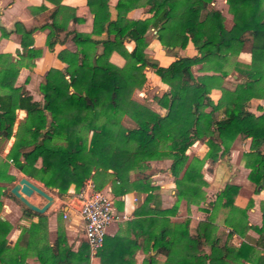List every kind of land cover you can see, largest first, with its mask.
<instances>
[{"label":"trees","instance_id":"trees-1","mask_svg":"<svg viewBox=\"0 0 264 264\" xmlns=\"http://www.w3.org/2000/svg\"><path fill=\"white\" fill-rule=\"evenodd\" d=\"M213 1L117 0L112 14L109 3L87 0L90 10L98 14L92 31H71L77 48L66 50L61 55L64 67H50L40 81L42 101L33 99L24 85H15L21 57L31 59L41 53L30 47L34 28L16 21L15 30L21 34L20 58L12 61L10 54L0 55V59L8 57L0 67V138L15 136L7 157L17 169L56 188L59 194L72 183L79 191L88 177L101 172L120 183V192L130 185L147 191V208L143 204L135 210L144 214L138 229L142 241L125 239L109 264H124L117 259L126 261L125 251L131 244L143 247L152 260L164 254L162 264H229L234 258L244 262L254 260V256L258 262L264 261V251L246 241L230 243L217 233L214 223V212L223 206L227 208L224 224L230 228L228 235L244 234L253 227L259 231L255 244L264 247V201L262 224L253 226L247 220V207L234 202L239 186L227 182L214 200H206L202 175L205 159L215 162L241 135L251 138L250 149L243 153L250 168L248 178L264 187V111L255 114L248 108L251 98L264 96V0H227L233 15L230 26ZM139 6L150 15L129 17L128 11ZM61 7L53 10V17ZM48 26L46 44L52 49L65 37L60 38L63 27L55 19ZM150 27L163 48L175 56L167 65L159 64L145 51ZM190 40L196 54L180 55L174 50L184 48ZM125 41H132L133 47L129 49ZM247 46L252 55L250 65L234 59ZM114 51L123 57L122 63L110 59ZM198 63L202 71L213 72L195 74L192 66ZM148 67L167 84L161 94H154L165 108L163 113L132 96L134 89L145 83ZM229 68H234L240 78L232 87L222 84ZM213 87L221 89L217 101L210 96ZM17 108L25 109L27 115L14 132ZM47 113L50 118L43 128L38 122L44 121ZM125 117L133 125H125ZM197 140L204 142L206 150L202 156H190L187 149ZM164 157L170 159L168 168L175 181V201L169 207L149 204L156 186L146 172L140 171L129 182V174L145 161ZM39 158L41 163L37 164ZM0 179L8 182L0 186V195L7 194L20 203L9 192L16 177L1 164ZM182 199L187 204L203 201L200 208L208 213L197 222L195 232H190L188 217L176 221L169 217L177 212ZM23 212L38 220L21 227L14 245L6 237L12 224L0 216V264H27L30 248L42 264H90L85 239L72 249L60 228L50 243L46 233L40 231L46 214L25 206ZM104 244L97 253L101 261Z\"/></svg>","mask_w":264,"mask_h":264},{"label":"crops","instance_id":"crops-1","mask_svg":"<svg viewBox=\"0 0 264 264\" xmlns=\"http://www.w3.org/2000/svg\"><path fill=\"white\" fill-rule=\"evenodd\" d=\"M100 1L109 3L112 14H114V5L117 0ZM224 2L226 6L225 8H216H219L222 11L225 19L228 16L232 23L233 15L228 10L227 0H224ZM213 3H215V0L212 4ZM60 5H63V7H61V10L55 15L53 14V17V10ZM127 14L132 18L146 17L150 15L149 12L146 11V8L142 6L132 8ZM97 16L98 14H95L90 10L87 0H0V55L8 53L11 55L9 58L12 61H16L20 58L19 53L22 52L21 34L15 30L16 21L22 22V24L27 28H34L32 31L33 43L30 47L32 46L41 50L40 55L32 57L31 59H29L28 56L21 57V65L19 66L15 85H24V87L32 95L33 99L42 101L43 97L39 92L40 81L50 67H64L65 63L62 61L61 55L66 50H75L77 48L76 43L72 39L73 33L71 31L78 30L91 32L94 20ZM53 19H55V21L63 27L60 32V38L65 37V40L57 42L54 47L50 49L46 44V37L49 31L48 25L53 21ZM146 34L149 43L146 46L145 51L148 55L156 59L161 65L169 64L175 56L163 48L156 37L155 30L152 27L147 30ZM125 44L129 49L133 47L132 41H125ZM174 50L180 55H194L197 53V50L191 40L188 41L184 48L176 47ZM117 57H119V59H117ZM7 58L8 57L0 59L1 68L7 63ZM110 59L116 63H122L124 60L123 57L115 51L112 52ZM234 59L242 62L244 65H250L252 55L248 46L235 55ZM30 62L33 64H29ZM201 66V63L193 65V72L194 69L196 70V74L213 72L212 70L202 71L200 69ZM145 72L147 80L145 84L138 89L139 92L144 94V90L150 89L151 91L156 88L155 91H158L157 93H162L167 88V84L160 79L152 68H146ZM239 80L240 78L237 75V71L229 68L228 74L224 77L222 84L227 87H232ZM220 95L221 89L219 87L211 88L210 96L214 101H217ZM151 100L152 103L147 105L157 111H160L161 113L165 112V108L161 107L156 100L153 98ZM248 108L255 114L262 113L264 111V96L251 98ZM209 109L210 107L206 108V110ZM17 113L22 117L21 121L27 115V111L25 109L17 108L15 122L17 121ZM21 121H19L18 124ZM16 129L13 131L15 132ZM14 139L15 136L13 135L7 140L0 138V164L4 167L6 166V172L8 174H12L16 177V180L13 183H15L21 176H26L54 196V202L45 212H43L46 214V222L42 225V227H40V231L42 233L45 232L47 240L52 243L58 230L62 227L61 229L67 236L68 244L71 245L72 249H77L80 245L81 239L84 238L83 220L76 206H73L71 203L74 201V198H78L75 195L77 192L75 190V185L73 183L70 184L66 192L59 194L56 188L47 187L43 182L30 177L17 169L12 160L7 157V153L9 152ZM250 143V137H242L240 135L236 136L228 153L224 155V158H220L216 162H212L210 159H205L202 167V173L206 181V189H216L214 190V197H206V200H214L216 192L227 182L235 183L239 186V191L235 196L234 202L241 207H247L246 213L249 224L253 226H261V201H264V187L256 185V183L248 178L250 168L245 165L243 157V153L249 150ZM205 150L206 148L202 141L197 140L187 149V153L202 156ZM40 163L41 159L39 158L37 164ZM148 166H146L143 170L149 174L151 183L156 186V188L152 190L154 199L153 201H150L149 204L154 205L155 203L160 207L171 206L175 201V181L170 169L167 167L163 170L154 171V169H150ZM108 171L110 172L111 169H108ZM135 176L136 175H134V173H130L129 182H131ZM6 184H8V182L5 179H0V186ZM119 184L120 183L117 181L114 182L111 174H103L102 172L90 176L86 179V184L84 183L83 187L87 189L92 187L95 189H101L110 194L114 198L115 210L119 214V218L112 221L107 227L104 239V261H101V258L97 255L90 259V264H109L111 259L114 257V252H119V244L122 245L124 240L127 238L132 237L133 239L137 238L140 242L142 241V238H139L138 236V229L139 220L144 214L138 213L135 210L140 208L143 204H145V208H147L148 203H144L147 191L141 190L135 185H130L126 191L120 192L121 189L117 190ZM245 191L247 195H243L247 197L244 198V201H239V194L245 193ZM72 196L73 200L71 201ZM0 199L2 201L0 216L7 219L12 224V227L6 237L8 243L10 245H14L21 231V227L23 225L28 226L31 221H37L38 217L35 215L25 214L23 212V206H21L20 211H13L14 209L12 208L11 201L15 200L7 194H1ZM29 199L38 205L45 202V199L37 193H32L29 196ZM15 202L18 203L17 201ZM202 205L203 201H200L199 204H187L186 199H182L177 212L169 215V217L172 221L182 220L188 217L190 219V232H195L197 222L208 214L205 210L200 208ZM219 209L214 212V223L217 224V233L223 239H227L234 245H239L242 241H246L255 245L256 249L260 250V252L264 251L263 246L255 244V240L259 237V231L253 227H249L246 231H244V234L235 232L229 236L228 231L230 228L224 224L227 208L220 206ZM60 210L63 211V217L65 213L66 216L64 218H68V222L64 226H60L57 220L56 214ZM146 215L150 216L149 214ZM20 245L24 246L23 240H21ZM146 253L147 252L143 247L131 244L125 251V255L128 257L126 261H122V258L121 260L117 259V261H121L124 264H129L130 262L131 264H162L166 258L164 254L159 253L156 255L155 260H152L149 257V254L146 255ZM258 259L259 258L257 256H254V260L246 259L244 262H240L238 258H234L229 260V264H264V261L261 260V262H258ZM25 261L27 264H42L38 257L34 254L32 248L27 251Z\"/></svg>","mask_w":264,"mask_h":264},{"label":"built area","instance_id":"built-area-1","mask_svg":"<svg viewBox=\"0 0 264 264\" xmlns=\"http://www.w3.org/2000/svg\"><path fill=\"white\" fill-rule=\"evenodd\" d=\"M75 195L81 200L78 211L83 220V238L88 243L92 259L104 244L108 225L118 219L119 214L115 210L114 198L101 189L83 187Z\"/></svg>","mask_w":264,"mask_h":264},{"label":"rangeland","instance_id":"rangeland-1","mask_svg":"<svg viewBox=\"0 0 264 264\" xmlns=\"http://www.w3.org/2000/svg\"><path fill=\"white\" fill-rule=\"evenodd\" d=\"M213 6L214 7H222V8H225L226 6H225V2H224V0H215V3H213ZM225 24L227 25V26H229L230 24H231V20L228 18V16H227V18L225 19ZM117 59H119V57H117ZM116 59V60H117ZM227 66V65H226ZM234 68H232V70H233ZM194 72H195V74H196V70L194 69ZM147 77V76H146ZM147 80V79H146ZM146 82V81H145ZM145 84V83H144ZM143 84V85H144ZM139 88H141V87H139ZM139 88H136V89H134V91H133V94H132V96L135 98V99H137L138 101H141V102H143V103H146V104H151L152 103V98L154 99V93H156V94H159V93H161V92H159V93H157L156 91H155V89L156 88H154V90H151L150 91V89H146V90H144V94L142 93V92H139L138 91V89ZM74 89H76L77 91H80V88H78V87H75L74 86ZM155 100V99H154ZM49 118H50V116H49V114H47L46 115V118L44 119V121H39L38 123H39V125H41V127H45V126H47V124H48V121H49ZM21 119H22V117L17 113V121L15 122V124H14V128H13V130H15L16 128H17V125H18V122L19 121H21ZM123 122H124V124L125 125H128V126H130V125H133V123L130 121V120H128L126 117L123 119ZM241 136V135H240ZM242 137H245V136H242ZM234 141V140H233ZM202 143L204 144V142L202 141ZM233 143V142H232ZM232 143H231V145H232ZM205 145V144H204ZM231 145H230V147H231ZM205 148H206V146H205ZM230 149V148H229ZM250 149V148H249ZM198 150V149H197ZM245 152H247V151H245ZM228 153V152H227ZM227 153H225V154H227ZM190 156H193V155H195V154H190V153H188ZM224 154V155H225ZM196 155H198V154H196ZM224 155H222V156H220L217 160H219L220 158H224ZM207 159H210V158H207ZM216 160V161H217ZM169 161H170V159L168 158V157H164V158H160V159H155L154 161H150V160H148V161H145L144 163H143V166L142 167H137L134 171H132L131 172V174L132 173H134V175H137L138 173H140V171L141 172H144V168L146 167V166H148V167H150V169H154V171L156 170H163V169H166L167 167H168V165H169ZM215 161V162H216ZM148 164V165H147ZM204 165V164H203ZM147 167V168H148ZM152 167V168H151ZM203 167V166H202ZM130 175V174H129ZM202 175H203V173H202ZM89 178V177H88ZM87 178V179H88ZM205 179V178H204ZM85 184H86V181H85ZM84 186V185H83ZM82 186V187H83ZM81 187V188H82ZM206 185L204 186V188H205V191H206V197L207 198H213L214 197V190H216L215 188L213 189V190H210V189H206ZM242 193V192H241ZM243 194H245V195H247V193H246V191H245V193H242V194H239V196H238V199H239V201H244L245 199L244 198H246L247 196H245V195H243ZM74 196V195H73ZM73 196H72V198H71V201L73 200ZM72 203V205L73 206H76V207H80L81 206V204H78L77 202H75V200L73 201V202H71ZM11 205H12V208L14 209L13 211H20V209H21V206H24L21 202L20 203H16L15 201H11ZM220 208V206L217 208V209H219ZM220 210V209H219ZM222 211V210H221ZM56 216H57V220H58V222H59V224H60V226H64L68 221H67V219L68 218H64L63 217V211L62 210H60V211H58L57 212V214H56ZM60 228H62V227H60Z\"/></svg>","mask_w":264,"mask_h":264},{"label":"water","instance_id":"water-1","mask_svg":"<svg viewBox=\"0 0 264 264\" xmlns=\"http://www.w3.org/2000/svg\"><path fill=\"white\" fill-rule=\"evenodd\" d=\"M10 193L15 196L25 207L39 213L45 212L50 205L54 202V196L31 181L26 176H21L13 185L10 187ZM32 193H37L45 199V202L38 205L29 199ZM78 204H81L79 198H74ZM79 209L78 207H76Z\"/></svg>","mask_w":264,"mask_h":264},{"label":"bare ground","instance_id":"bare-ground-1","mask_svg":"<svg viewBox=\"0 0 264 264\" xmlns=\"http://www.w3.org/2000/svg\"><path fill=\"white\" fill-rule=\"evenodd\" d=\"M75 202H77V201L75 200Z\"/></svg>","mask_w":264,"mask_h":264}]
</instances>
